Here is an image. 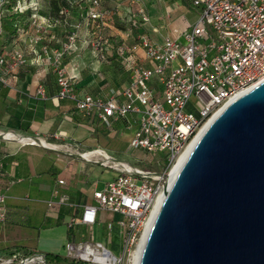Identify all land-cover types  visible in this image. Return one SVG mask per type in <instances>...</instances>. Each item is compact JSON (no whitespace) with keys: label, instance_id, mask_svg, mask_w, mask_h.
I'll use <instances>...</instances> for the list:
<instances>
[{"label":"built area","instance_id":"obj_1","mask_svg":"<svg viewBox=\"0 0 264 264\" xmlns=\"http://www.w3.org/2000/svg\"><path fill=\"white\" fill-rule=\"evenodd\" d=\"M18 1L14 9L22 11L27 5L19 6ZM33 2L28 0L27 3L33 10L30 26L40 32L48 20L40 19L39 5ZM90 2L92 7L84 17L96 21V25H92L87 36L94 44V54L103 59L110 40L101 34L103 23L98 10L99 1ZM130 2L136 6L139 21H149V15L139 0ZM6 4L9 0H0V16ZM191 5L197 8V17L182 37H166L162 43H154L147 36L140 35L135 43L119 46L120 53L142 49L143 57L134 61L127 56L132 64L129 84L120 92L110 90L109 97L78 92L76 75L68 73L61 65L64 51L78 37L75 31L68 35L64 50L48 57L58 99L74 101L78 111L93 115L106 127L125 118L128 113L136 114L137 127L129 145L147 152H162L165 159L163 172L155 173L121 165L120 161L109 158L110 163L106 165L122 169L102 188L93 191L95 203L84 205L79 221L94 224L98 210L120 215L122 220L118 224L126 226L121 254L112 253L98 241L67 243V255L73 258L93 264L124 263L137 246L152 201L167 186L168 170L178 155L214 114L264 80V0H191ZM129 20L137 22L134 17ZM35 38V41L39 39ZM25 62L24 53L18 49L9 56H0V81L6 84L13 80V70ZM38 93L45 94L41 84ZM192 94L202 104L201 108H196L189 100ZM7 134L9 132H3L0 136L11 139ZM58 183L62 184L64 180L59 179ZM4 200L0 192V205ZM66 201L65 196L59 199L62 204ZM0 219H3L2 214ZM83 253H89V256L83 257Z\"/></svg>","mask_w":264,"mask_h":264},{"label":"crops","instance_id":"obj_2","mask_svg":"<svg viewBox=\"0 0 264 264\" xmlns=\"http://www.w3.org/2000/svg\"><path fill=\"white\" fill-rule=\"evenodd\" d=\"M27 3L26 0L18 1L19 6L27 5L21 12L14 6L4 7L0 16V56H9L18 49L22 50L26 58L23 66L13 70V80L6 84L0 81V134L9 132L27 138L23 141L0 136L3 140L0 144V192L5 197L0 205V214L3 215V219H0V255L12 250L16 253H37L43 257L46 252L62 255L60 247L66 243L76 245L86 241L101 242L112 253L120 251L126 232V226L118 224L122 220L121 216L116 225L112 222L110 228L106 225L104 233L96 230L102 216H106L102 213L104 210H98L96 222L91 225L81 223L79 216L84 205L95 203L93 191L102 188L120 173L122 168L106 165L110 163L109 158L120 161L121 165L137 167L112 153H126L134 149L129 141L137 127V116L128 113L125 118L113 121L111 126L106 127L93 115L78 111L74 101L55 96L54 72L49 66L48 57L64 50L66 31L55 25L52 28L48 26L49 31L45 35L34 31L30 22L29 25L27 23L33 11ZM187 5L182 0H158L153 9V18L160 21ZM83 13L81 5L77 17L81 18ZM126 17L128 21L131 17L139 18L135 13L127 14ZM137 26L135 39H123L124 44H133L138 36L143 35L141 23ZM19 27H26V30L19 31L16 29ZM88 31L85 25L81 26L79 39L76 38L64 51L61 65L68 73L76 75L79 92L109 97L110 90L120 92L129 84V68L132 64L128 62L127 56L134 60L142 58L143 53L138 49L133 53L125 51L115 54V40L109 37L107 59L98 64L87 46V39H90ZM35 37L39 39L35 41ZM147 37L152 40L151 36ZM102 66L106 70L103 76H94L93 71H96L92 68ZM39 84L44 87V96L38 93ZM114 128V132L110 130ZM106 130L110 131L104 134ZM101 133L106 136L104 145L100 141ZM127 142L124 151L116 149ZM48 143L53 146H48ZM89 153L95 155V161L87 157ZM107 166L113 170L108 175L104 172ZM59 179L64 180V183L59 184ZM62 196L67 198L63 204L59 202ZM55 204L58 207L57 214L49 220L47 218L52 215L50 209ZM66 217L70 222L65 221ZM62 224L65 228L61 237L52 238V226ZM111 240L114 249L108 246ZM46 262L56 263L52 260Z\"/></svg>","mask_w":264,"mask_h":264},{"label":"water","instance_id":"obj_3","mask_svg":"<svg viewBox=\"0 0 264 264\" xmlns=\"http://www.w3.org/2000/svg\"><path fill=\"white\" fill-rule=\"evenodd\" d=\"M164 192L138 264H264V80L212 118Z\"/></svg>","mask_w":264,"mask_h":264},{"label":"rangeland","instance_id":"obj_4","mask_svg":"<svg viewBox=\"0 0 264 264\" xmlns=\"http://www.w3.org/2000/svg\"><path fill=\"white\" fill-rule=\"evenodd\" d=\"M26 1L28 2V0ZM33 1H34L33 3L36 4V6L39 5L38 14L40 15L39 16L40 19L44 18V20H48L45 22V26L41 27L43 30H39L40 31L39 33L43 35L48 33L49 31L48 26H51L52 28L55 25V27L59 26L60 28L66 31L65 32L66 41L71 31H75L78 35L77 39H79V31L82 25H85L87 27V30H90L92 25L94 24L96 25V21L92 22V20H88L84 16H81V18L77 17V13H78L77 9L79 6L82 5L83 7H88L87 9H84V12L85 10H89L92 7L90 0H33ZM98 1L100 3L98 6V10L101 12V16H102L101 22L103 23L102 28H101V34L111 37L113 38V40H115V45H114L115 54L116 53L118 54V52L120 53L118 49L119 48L118 44L120 43V46H121L123 44L122 41H124L123 39L129 38L132 41L135 39L138 23H141L142 25L140 27H142L144 30L143 35L151 36L152 38L151 41L153 42L157 41L158 43H162V41L166 37H169L170 39H177V38L182 37L184 31L187 30L188 26H190L191 24L195 22L196 17H197V14H196L197 8L189 4L187 5L188 7L185 6L184 8L178 10L177 12H174V13L171 12V15L169 17L166 16L162 20L156 21L155 18H153V14H154L153 9L154 7H156L158 0H139V4H141L146 9V12L148 13V15H150L149 17L150 21L140 22L139 21L140 18H137V22H133L131 20L128 21L126 17L127 14L128 15L129 14L133 15V13L137 14V11L135 9L136 6L132 5L130 0H98ZM40 5H41V8H40ZM75 24L77 25L76 27H74ZM36 30L37 29L34 28V31ZM205 34L206 36H208L207 33ZM87 41H88L87 46L89 47L91 55L93 56L95 60H97L96 63L102 64L101 62H104L107 59V55H106L107 49H104V58L102 59L100 58V55L96 56L94 54L93 52L94 44L92 40L87 39ZM139 50L141 51V53H143L142 49H139ZM102 67L103 68H96V69L92 68L93 70L96 71V72L93 71L94 76H96V74H102L103 76L106 70L104 66ZM189 100L193 102L196 108L202 107V104L198 101V99L196 98L194 94L190 96ZM110 130H113L114 132L115 128L110 129ZM110 130H106V133L104 134H107V131H110ZM105 138L106 136L102 135L101 133L100 141L103 142V145L107 141ZM2 141L3 140L0 139V144ZM129 144H130V141H129ZM127 145H128V142L127 144L125 143V146L120 147V148L117 147L116 149H118L119 151H124ZM112 153L114 156H117L120 159L129 160L133 165L137 166L140 169L149 170L155 173H159V172L162 173L163 168L165 166L164 165L165 164L164 155H162L163 153L159 151L147 152L143 149L134 148L133 150H130V152L127 151L126 153H123V152H120V153L112 152ZM89 159H92V160L96 159L95 155L94 154L90 155ZM112 171L113 170H111L109 166L104 168V172L106 175H108ZM50 210L52 211L51 212L52 215H49V218H47L49 220L52 219L54 216H56L57 211H58L57 204L53 205ZM102 213H104L106 216H102L101 223L96 226V230L99 233L101 232L104 233L107 230L106 225L107 226L110 225L111 222L113 225H116L117 220L120 219V215L116 213L114 214L113 212H109L106 210H104ZM105 220L106 221L108 220V221L106 222ZM65 221L70 222V219L66 217ZM52 227L53 228L50 233H53V235L51 237L52 238L61 237L63 233V229L65 228V225L64 224L53 225ZM115 242L117 243L116 239H115ZM66 244L63 247H60L62 255H67ZM108 246L114 249V243L112 242V240ZM114 253L116 255H120L121 251L115 250ZM35 254L37 253H28V252L16 253V252H13V250L8 251L0 255V264H6V262H8L7 264H17L20 261L24 260L25 258L29 256H34ZM128 259H125L124 263H117V264H130ZM32 264H45L44 257L40 255L39 258H37V260H35ZM47 264H56V263H47ZM90 264H93V263H90Z\"/></svg>","mask_w":264,"mask_h":264},{"label":"bare ground","instance_id":"obj_5","mask_svg":"<svg viewBox=\"0 0 264 264\" xmlns=\"http://www.w3.org/2000/svg\"><path fill=\"white\" fill-rule=\"evenodd\" d=\"M220 111V110H219ZM219 112H217L216 114H214L199 130V132L194 136V138L189 142V144L186 146V148L184 149V151L182 153H180L175 161V163L169 168L168 170V175H167V186L170 185L173 181V179L175 178L180 166L182 165L183 161L185 160V158L187 157V155L189 154L191 148L193 147L194 143L196 142V140L198 139V137L201 135V133L204 131V129L207 127V125L209 124V122L212 120V118L214 116H216ZM17 138L20 140H26L27 138L25 137H17L14 136L13 134H7V138ZM32 141V140H31ZM46 143V142H43ZM48 146H53L51 144H47ZM46 146V145H45ZM57 147V146H56ZM90 155V154H88ZM87 155V156H88ZM166 186V187H167ZM165 188V187H164ZM164 188L162 190H160L157 195L154 197L153 201H152V207H151V212L149 213L145 223H144V228L143 231L140 235V239L139 242L137 243V246L131 250L130 253V258L128 259L130 264H138L139 263V258H140V254L146 239V236L148 234V231L151 227V224L153 222V219L160 207V204L164 198ZM83 257H88L89 253H83L82 254ZM37 258H39V256H29L27 258H25L24 260L20 261L17 264H32L35 260H37ZM42 259V258H41ZM8 262H6L7 264Z\"/></svg>","mask_w":264,"mask_h":264},{"label":"trees","instance_id":"obj_6","mask_svg":"<svg viewBox=\"0 0 264 264\" xmlns=\"http://www.w3.org/2000/svg\"><path fill=\"white\" fill-rule=\"evenodd\" d=\"M169 2L173 1V0H167ZM183 2H185L186 4H191V0H182ZM15 2L16 3V0H9V4H6L5 7H13L15 5ZM88 7H83V9H87ZM21 12V11H19ZM77 12H78V9H77ZM76 12V13H77ZM87 12V10H85V12L83 13V15ZM2 16V15H1ZM29 22H30V14H29V19H28V25H29ZM17 30L19 31H24L26 30V27H19V28H16ZM44 255V258L46 261H55L56 264H90L86 261H82V260H79V259H73V258H70V257H67V256H62V255H59V254H53V253H49V252H46L43 254Z\"/></svg>","mask_w":264,"mask_h":264}]
</instances>
